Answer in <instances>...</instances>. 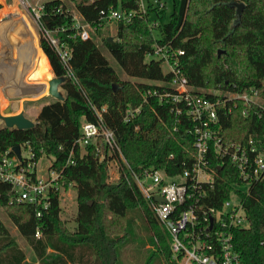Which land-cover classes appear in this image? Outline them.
<instances>
[{"label": "trees", "instance_id": "16d2710c", "mask_svg": "<svg viewBox=\"0 0 264 264\" xmlns=\"http://www.w3.org/2000/svg\"><path fill=\"white\" fill-rule=\"evenodd\" d=\"M141 1L72 0L96 35L111 11L133 13L129 21L119 22L114 41L107 37L103 44L128 77L151 83L123 80L93 37L82 39L77 33L74 15L63 0H49L41 8L39 48L54 75L66 77L57 50L44 36L51 32L71 51L69 65L77 80L66 78L62 84L65 100L43 105L32 129L0 127V162L5 152L14 155V147H30L36 161L42 156L55 158L51 169L60 174V189L71 185L77 189L76 227L71 230L61 220L60 190L51 193L48 209L37 217L35 206L18 203L13 186L0 181V205L40 264H124L126 250L138 244L153 247L141 264H151L156 257L165 264H176L170 233L159 223L131 172L142 175L145 170H164L174 177L195 163L196 136L192 131L196 123L185 113L176 115L170 106L148 94L161 89L155 83L172 79L171 73H164L161 61L146 60L154 47L182 50L181 70L196 89L239 94L256 89L264 99V0H173L167 23L162 21L165 9L155 12L159 19L151 20L150 14L140 11ZM151 1L147 0L148 6ZM236 3L244 4L240 20ZM155 21L160 25L154 27ZM227 106L234 109L220 116L223 141L246 143L253 139L264 148V109L239 100L228 101ZM138 107L141 113L126 121V110ZM103 108L105 124L115 132L121 154L110 152L102 139L81 153L77 144L81 119L96 122L95 109ZM63 145L68 148L61 150ZM208 160L214 185H205L208 196L204 204L217 207L242 180L229 161L218 168L220 162L212 149ZM112 161L119 166L117 182L109 180ZM243 201L250 226L233 230L234 244L243 264H264V180L253 184ZM138 220L147 227L149 241L139 236ZM0 264H30L1 219Z\"/></svg>", "mask_w": 264, "mask_h": 264}, {"label": "built area", "instance_id": "2783aa9c", "mask_svg": "<svg viewBox=\"0 0 264 264\" xmlns=\"http://www.w3.org/2000/svg\"><path fill=\"white\" fill-rule=\"evenodd\" d=\"M165 7L161 0H152L150 10L155 13ZM140 11L147 13L145 8ZM132 16L133 13L111 11L107 15V21L119 23L129 21ZM85 24L75 22V29L82 39L92 36L86 29V26L90 25L86 22ZM159 25V21L153 24L154 27ZM44 36L57 50L67 71L66 78L77 80L69 65L71 51L51 32H45ZM183 55L182 50L175 51L167 45L153 48V52L146 58L161 61L164 73H171L172 79L169 82L155 83L161 89L150 90L148 94L156 97L159 103L170 106L176 115L185 113L196 123L192 131L196 136L195 163L192 169L174 177H170L164 170H145L142 175L131 172L142 195L149 200L159 223L170 233L172 260L176 264H243L234 244L233 230L250 226L243 195L249 193L253 184L264 180V148H260L253 139L246 143L224 142L220 136L222 126L219 121L222 113L227 116L234 109L227 106L228 101L239 100L246 105L254 104L264 109V99L256 89L239 94L190 86L181 70L180 59ZM144 100L147 101V98ZM95 111L98 116L96 122L85 118L81 122V137L77 142L81 153L87 145L97 146L98 140L102 139L110 152L121 154L116 134L106 126L103 118L106 108ZM140 113L141 107L128 108L125 119L129 121ZM243 115L247 117L248 111ZM67 148L68 145L60 147L61 150ZM210 149L220 162L218 168H223L225 161H229L235 166L242 180L241 185H233L229 198L217 207L204 204L208 196L205 185H214L213 174L208 168ZM98 151L100 152V148ZM21 155L22 159L19 160L15 154L11 156L8 151L2 154L0 181L10 183L17 202L35 206L38 210L37 217H41L43 210L48 209L50 205L51 193L60 190V174L51 169L55 158L46 156L50 165L46 170L47 176L41 178L38 172L39 159L35 160V153L30 149L27 156L24 157L22 151ZM70 163L69 159L67 165ZM159 197L164 201L159 202ZM36 236H41L40 231H37ZM262 245L264 246V241Z\"/></svg>", "mask_w": 264, "mask_h": 264}, {"label": "rangeland", "instance_id": "374dc122", "mask_svg": "<svg viewBox=\"0 0 264 264\" xmlns=\"http://www.w3.org/2000/svg\"><path fill=\"white\" fill-rule=\"evenodd\" d=\"M49 0H24L25 6H26V13L30 17V19L33 21V27L35 29V32L37 34L38 40H37V48L38 52L40 50V36L42 34V28L39 22V18L41 16V8L45 2ZM68 7V9L73 13L75 22H79L81 24H85L82 16L78 13L76 10L72 0H63ZM162 2L165 3V10L163 11V18L162 21L163 23H167L170 19L172 10H173V0H161ZM14 4V0H0V22L2 21V18L4 17V14L6 12V9L12 7ZM29 7V8H28ZM140 7L143 10L144 8L146 9L147 13L150 14L151 20L159 19L156 13H152L150 10V6H148L147 0H142L140 2ZM152 13V14H151ZM118 22L110 20L107 23L104 24L102 27L101 33L99 35H96L94 33L93 27L91 26H86V29L91 33L93 39L95 40L96 44L99 46L101 52L106 56L108 59L110 66L119 74V76L123 80H130L134 83L136 82H146V83H151L145 80L141 79H136V78H130L128 77L117 61L112 57V55L109 53V51L105 48L103 44V39L110 37L113 38L117 34V29H118ZM156 33V32H155ZM45 34V33H44ZM1 37V34H0ZM17 39V38H16ZM0 40V92L3 94V96L7 99L11 98L10 96L12 93H10V89L14 88L13 81L16 79V81L21 82L24 79V74L25 72H19L21 71V67L19 64L15 63L14 61L18 60V55L12 51L11 54L6 53V50H4L3 45H6L4 42H1ZM6 42V41H5ZM7 46V45H6ZM41 51V50H40ZM37 52V53H38ZM36 53V54H37ZM35 54V55H36ZM34 55V56H35ZM33 56V57H34ZM152 58H147L146 60H150ZM15 63V64H14ZM165 69V67H164ZM13 71L17 72V76L15 78V73ZM52 74L53 71H52ZM55 75H53L54 77ZM9 80V81H7ZM11 81V82H10ZM31 84V83H29ZM35 84V83H33ZM264 85V83H263ZM60 91L64 94V91L62 87L60 88ZM45 98V97H44ZM26 98H23V102L21 105V100H18L17 102L15 101H10L11 104H14L16 107H20V111H24V114L27 118L31 119L36 123L37 116L41 110V107L47 103L56 101L52 96H47L45 99H40V100H27L25 101ZM42 102V103H41ZM24 103V106H23ZM8 105L6 104L5 108ZM17 109V108H16ZM83 119H81V122ZM4 123L0 122V127L3 126ZM30 147H24L22 148L23 156H27L29 153ZM39 166H38V172L41 178H45L47 176V169L49 167V159L46 156H42L39 159ZM37 168V166H36ZM119 166L115 161H112L109 163V180L111 182H117L119 180ZM244 191V190H243ZM60 203H61V208H62V213H61V220L65 222L66 226L73 230L76 227V214L78 211V205H77V189L75 185H71L69 188H61L60 189ZM0 219L2 222L5 224V226L9 229L11 235L14 237V239L17 241L19 247L25 252L27 261L30 264H40L31 249V247L27 244V242L24 240V238L21 236L18 228L14 225V223L11 221V219L7 216L5 210L2 208L0 205ZM138 227L141 229V234L139 233L140 237H143L146 241H149V237L146 234L148 230L146 229L147 227L145 226L144 222L141 220H138ZM153 249L152 245H147V246H142V244H138L134 247L128 248L126 250V254L124 257V264H141L145 263L147 261V257L150 253L149 250ZM151 264H165L164 261L156 257L154 260L151 262Z\"/></svg>", "mask_w": 264, "mask_h": 264}, {"label": "bare ground", "instance_id": "6f19581e", "mask_svg": "<svg viewBox=\"0 0 264 264\" xmlns=\"http://www.w3.org/2000/svg\"><path fill=\"white\" fill-rule=\"evenodd\" d=\"M0 34L1 42H4L7 45H3L6 53L11 54V52L14 51L18 55V60L14 62L21 67L19 74L22 71L25 72L23 75V81L18 82L14 79V88L10 89V93H12L10 96L11 98H5L0 92V104L2 110L5 109L6 104H10V101L17 102L18 100H21L20 102L22 105L23 98H26L27 100L45 99L49 96L48 81L54 74H52V68L47 56L42 51L39 50L38 52V49H36L38 46V37L33 27V21L26 13L24 0H14L13 6L6 9L4 17L0 22ZM1 70L2 69H0V71ZM13 72L15 73L16 78L17 72ZM33 83L45 84V87L38 88L33 85ZM11 105L15 111H20L21 106L16 107L14 104Z\"/></svg>", "mask_w": 264, "mask_h": 264}, {"label": "water", "instance_id": "95a60500", "mask_svg": "<svg viewBox=\"0 0 264 264\" xmlns=\"http://www.w3.org/2000/svg\"><path fill=\"white\" fill-rule=\"evenodd\" d=\"M235 7H236L237 19L240 20L241 15H242V11L244 8V4L236 3ZM109 41L112 42L114 40H113V38H109ZM42 52L44 53L43 49H42ZM219 54H221V52H219ZM65 81H66V77H56V76L52 77L48 81V84H49L48 94H49V96H52L57 101L63 102L65 100V96L60 91V88L62 87V84ZM33 85L37 86L38 88L45 87V84H33ZM38 100H40V99H38ZM25 101H27V100H25ZM23 106H24V103H23ZM0 122L4 123V125L7 128L18 129V130H28V129H32L35 126V122L32 121L31 119L27 118L24 114V111H19V112L15 111L13 109V106L11 105V103L4 110H2L1 104H0ZM13 152L19 160L22 159L21 148L19 146L14 147ZM157 199L159 202L164 201V199L161 197H159Z\"/></svg>", "mask_w": 264, "mask_h": 264}]
</instances>
